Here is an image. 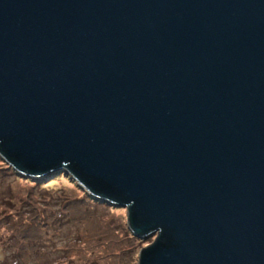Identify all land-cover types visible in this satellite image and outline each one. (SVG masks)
<instances>
[{
	"label": "water",
	"instance_id": "water-1",
	"mask_svg": "<svg viewBox=\"0 0 264 264\" xmlns=\"http://www.w3.org/2000/svg\"><path fill=\"white\" fill-rule=\"evenodd\" d=\"M0 156L126 208L138 264H264V0H0Z\"/></svg>",
	"mask_w": 264,
	"mask_h": 264
},
{
	"label": "rangeland",
	"instance_id": "rangeland-1",
	"mask_svg": "<svg viewBox=\"0 0 264 264\" xmlns=\"http://www.w3.org/2000/svg\"><path fill=\"white\" fill-rule=\"evenodd\" d=\"M127 218L126 208L93 199L66 169L28 177L0 156V264H138L155 236L135 237Z\"/></svg>",
	"mask_w": 264,
	"mask_h": 264
},
{
	"label": "trees",
	"instance_id": "trees-1",
	"mask_svg": "<svg viewBox=\"0 0 264 264\" xmlns=\"http://www.w3.org/2000/svg\"><path fill=\"white\" fill-rule=\"evenodd\" d=\"M56 220L59 221V218H56ZM59 229H60V225L58 224L57 231H58ZM92 230H94V227H93V226H92ZM106 238H107V237H106ZM124 238H125V237H124ZM128 238H130V240H136L134 237H128V235H127V239H128ZM31 242L35 243V245H42L40 242H36V241H33V240H32ZM84 242H85V244H84L85 249H86V248H89V243H88L86 240H84ZM31 245H32V248H34V247H33L34 244H31ZM83 249H84V248H83ZM65 250H66V251H65V254H64L63 257L60 258V259H63V260H64L65 258L69 257L70 251H68V249H66V248H65ZM69 250H71V249H69ZM18 254H19V253H18ZM91 263L96 264V262H93V261H92Z\"/></svg>",
	"mask_w": 264,
	"mask_h": 264
}]
</instances>
